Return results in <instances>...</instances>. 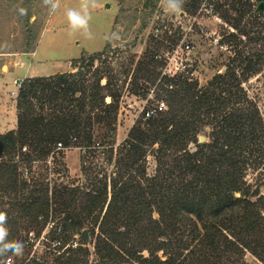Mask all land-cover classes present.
Segmentation results:
<instances>
[{"label":"trees","instance_id":"16d2710c","mask_svg":"<svg viewBox=\"0 0 264 264\" xmlns=\"http://www.w3.org/2000/svg\"><path fill=\"white\" fill-rule=\"evenodd\" d=\"M201 2L186 0L185 7L195 14ZM258 6L216 4L229 25L222 42L233 54L204 84L190 71L164 73L161 50L179 41L153 36L127 75L135 93L148 85L142 81L155 85L157 111L146 116L145 108L117 146L122 88L106 56L111 41L76 59L74 70L23 80L17 126L0 131V211L9 216L8 239L25 245L13 264H90L89 241L95 264H244L247 251L264 263V116L244 87L264 69ZM71 146L91 157L107 154L112 170L87 164L85 154L86 182L53 180L51 169L67 173L62 158ZM148 155L156 161L153 173ZM251 170L255 180L247 178ZM47 227L52 244L60 241L51 262L30 254ZM78 232L83 241L74 244Z\"/></svg>","mask_w":264,"mask_h":264},{"label":"rangeland","instance_id":"374dc122","mask_svg":"<svg viewBox=\"0 0 264 264\" xmlns=\"http://www.w3.org/2000/svg\"><path fill=\"white\" fill-rule=\"evenodd\" d=\"M261 1L264 0H251L254 4ZM219 2L223 0H217L216 4ZM185 4L186 0L181 11L170 13L163 0H98L95 8L89 7V29L92 36L88 38L82 32H72L68 25L67 10L79 11L80 0H60L59 8L54 11L45 6L43 0H0V131L17 126V95L12 93L16 88L15 80L32 77L30 73L74 70L73 62L76 59L101 52L107 41H111L112 47L106 56L114 73L118 74V84L122 88L117 129L112 138L115 146L123 142L132 125L141 119L143 109L156 105L160 98L155 85L151 86V83L144 81L141 85H148H142L140 91L135 93L130 82L131 75H127V71L132 72L134 68V65L129 68L131 59L136 57L137 60L150 46L153 36H156L155 26L160 27L158 37L169 33L179 44L191 43V49L181 50L180 56L187 63L186 72L190 71L201 84L206 83L215 73L223 71L228 57L233 54L231 46L222 42L223 32L229 27L225 20L218 13L202 14L195 19ZM20 8L26 9L27 15H20ZM190 26L193 29L185 31ZM201 26L207 29L206 33L200 31ZM168 42L173 44L170 40ZM161 52L167 55L169 50L162 48ZM95 64L98 65L99 61L96 60ZM30 68L35 71L30 72ZM244 87L258 103L264 116V69L245 81ZM107 101H110L109 97ZM96 132L99 136L103 134L101 129H96ZM194 147L192 144L191 148ZM86 150L80 146L65 149L62 161L68 171L66 174L53 175L55 172L51 169L53 180L75 184L86 182L87 175L82 172ZM106 155L96 154L91 157L86 154L87 164L91 161L110 172L113 163H108ZM54 161L59 162L57 158ZM51 165L56 164L52 161ZM155 168L154 157L148 155V172L153 173ZM256 176L257 172L251 170L247 178L255 180ZM50 228L45 229L30 252L31 256H38L48 262L56 257L54 245L50 241ZM71 241L74 244L83 241L82 232L72 236ZM85 245L91 249L90 264H95L94 243L89 241ZM243 262L264 264L249 251Z\"/></svg>","mask_w":264,"mask_h":264},{"label":"clouds","instance_id":"9594fccd","mask_svg":"<svg viewBox=\"0 0 264 264\" xmlns=\"http://www.w3.org/2000/svg\"><path fill=\"white\" fill-rule=\"evenodd\" d=\"M45 6L53 11L59 8L60 0H43ZM165 8L170 13L181 11L184 0H163ZM80 10L68 9V25L72 32H82L86 37L91 38L92 33L89 29V7L95 8L98 0H80ZM20 15H27V10L19 9ZM115 36V34H113ZM115 38L118 39V36ZM9 216L5 211H0V264H13L14 258H22L25 251V245L18 240H9L10 229L8 227ZM11 254V255H9Z\"/></svg>","mask_w":264,"mask_h":264},{"label":"built area","instance_id":"2783aa9c","mask_svg":"<svg viewBox=\"0 0 264 264\" xmlns=\"http://www.w3.org/2000/svg\"><path fill=\"white\" fill-rule=\"evenodd\" d=\"M216 1L217 0H202V2L200 3V6L196 12L197 14L196 13L194 14L195 19H196V17L198 18V16H200L202 14L215 15L216 14ZM192 29H193V26H190L189 29L185 30V31H191ZM200 31L206 33L207 29L205 27L201 26ZM154 32H155L154 34L156 36H159L160 27L155 26ZM186 33H188V32H186ZM191 47H192V45L189 42H187L185 44L177 43L176 45H174L169 50V53L167 55L164 54V56H163L164 60H165L164 73H167L170 76H174L178 73L186 72L187 63L180 56V54H181L180 51L184 50V49H191ZM22 84H23V80H18V79L15 80L16 88L12 90V93L17 95ZM163 107H165V103L160 102L158 108L161 109ZM156 111H157V107H150L146 111V116H150V115L154 114ZM59 243H60V241H55L54 245H58Z\"/></svg>","mask_w":264,"mask_h":264},{"label":"water","instance_id":"95a60500","mask_svg":"<svg viewBox=\"0 0 264 264\" xmlns=\"http://www.w3.org/2000/svg\"><path fill=\"white\" fill-rule=\"evenodd\" d=\"M258 9H259V10H263V9H264V1H261V2L259 3ZM200 140H201V141H204V140H205V136L201 135V136H200ZM85 233H86V235L88 236V231H87V230H85Z\"/></svg>","mask_w":264,"mask_h":264},{"label":"crops","instance_id":"0c3cea01","mask_svg":"<svg viewBox=\"0 0 264 264\" xmlns=\"http://www.w3.org/2000/svg\"><path fill=\"white\" fill-rule=\"evenodd\" d=\"M35 68H36V67H35ZM32 70L35 71L34 68H33ZM32 70H31V68H30V72H32ZM55 73H57V71L48 72V73H46V74H38V73L33 74V73H30L29 75H30V76H33V75H50V74H55Z\"/></svg>","mask_w":264,"mask_h":264}]
</instances>
